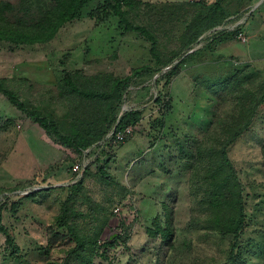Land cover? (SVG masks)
Segmentation results:
<instances>
[{"label": "rangeland", "instance_id": "obj_1", "mask_svg": "<svg viewBox=\"0 0 264 264\" xmlns=\"http://www.w3.org/2000/svg\"><path fill=\"white\" fill-rule=\"evenodd\" d=\"M52 1L0 3L18 24L37 21ZM253 1L132 0L128 17L155 39L162 64L150 40L101 11L104 0H90L46 43L0 41V79L16 81L62 133L91 127L98 136L77 154L0 94V226L11 240L0 232V264H264V66L250 61L264 59V39L250 40L251 30L247 44L238 38L260 21ZM195 55L200 65L188 69ZM142 67L150 69L128 87L110 88ZM66 73L76 87L109 96L69 94ZM126 113L139 117L123 120L132 134L120 143L113 134ZM47 139L60 147L55 162L45 160ZM222 149L244 203L235 238L205 205L219 193ZM63 213L69 228L59 226Z\"/></svg>", "mask_w": 264, "mask_h": 264}, {"label": "trees", "instance_id": "obj_2", "mask_svg": "<svg viewBox=\"0 0 264 264\" xmlns=\"http://www.w3.org/2000/svg\"><path fill=\"white\" fill-rule=\"evenodd\" d=\"M90 0H53V5L50 10L45 12L35 22L29 23H10L5 19L4 13L8 10V5L0 3V41H5L11 44L17 45H34L43 44L50 41L59 28L64 24L71 22L79 17L80 12L86 6ZM105 4L101 7V11L105 13H111L119 21V26L125 32L138 33L144 38H147L152 42L151 56L156 60V63L162 64L156 50L155 39L151 34L142 26L135 25L130 21L128 15L129 12L134 9L132 0H104ZM216 10L223 16L222 8L219 4L215 5ZM149 67H142L135 69L131 72L130 76L123 80H114L110 83V88H126L130 85L133 78H140L148 72ZM63 89L69 94H79L88 98H101L106 99L109 95L101 88L93 89H81L75 86L72 77L66 73L63 79ZM18 85L16 81L12 79H0V94L8 99V101L21 113L25 114L35 124H37L46 135L56 140V142L64 148L72 149L75 153L79 154L86 150L94 139L98 136L92 131L91 127H87L83 133H74L67 135L62 133L58 122L50 117L44 116L40 109L33 106L30 101L23 99L18 89L14 87ZM264 97L259 102L262 103ZM69 102V100H67ZM255 111L249 115L245 124L236 129L233 138L240 136L245 131L253 119ZM139 117L138 113H126L116 131L126 128L128 125L123 124V120L128 119L130 124H134ZM213 154V151H212ZM217 167L213 171V175L217 178V182L220 184L219 193L213 194L212 198L205 202L207 210L211 212L213 220H215L221 232L232 235L234 238L239 235L244 227V203L241 197V189L235 182L234 175L232 173L231 163L228 160L225 149L221 150L217 155L216 161ZM225 195L226 199L221 200V197ZM226 208V209H225ZM229 208V209H227ZM223 214L220 216V213ZM61 227H68L64 213L61 216ZM0 232L7 236L8 244H11V240L8 237L7 231L0 226ZM164 238H169L170 232L168 229L161 231ZM235 248V245L233 246Z\"/></svg>", "mask_w": 264, "mask_h": 264}, {"label": "crops", "instance_id": "obj_3", "mask_svg": "<svg viewBox=\"0 0 264 264\" xmlns=\"http://www.w3.org/2000/svg\"><path fill=\"white\" fill-rule=\"evenodd\" d=\"M253 2H255V0L253 1ZM253 5H254V3H253ZM264 6V0H257L256 1V7H255V10H254V17L258 20V18H260V21H258V23L257 24H248L247 26H246V28H245V37H246V39H245V41H242V42H240L241 44H247L248 42H249V38L247 37V32L249 31V30H251L252 31V33H253V37H250V40L251 39H259V40H262V39H264V16H259L258 17V13L260 14V12H258L257 13V11L261 8V7H263ZM253 17V19H255ZM222 42H224L225 41V39H223V40H221ZM204 54L206 55V51L204 52ZM236 56H238V55H236ZM197 56L195 55L194 57H193V59L192 60H190V62H192L191 64V66H189V68L188 69H195L197 66H199L200 64L199 63H193V61H195L197 58H196ZM199 57V56H198ZM241 60H243L244 62H249L248 60H246V59H244L242 56H238ZM264 61V59H256V60H250L251 61V63H258V64H262V66H264V62H261V61ZM260 64V65H261ZM47 140H49L50 141V139H47ZM51 142V146H49V148H48V150H47V153L48 152H50V155H49V157H46L45 158V160H47V162L49 161V160H51L52 162H55V161H57V160H59L60 159V152L58 151L59 149H60V147L58 146V145H56V144H54L52 141H50ZM59 148V149H58ZM35 152H33L32 154H33V156H34V158L36 159V160H38V157H39V155H38V152H37V154L35 155L34 154Z\"/></svg>", "mask_w": 264, "mask_h": 264}, {"label": "built area", "instance_id": "obj_4", "mask_svg": "<svg viewBox=\"0 0 264 264\" xmlns=\"http://www.w3.org/2000/svg\"><path fill=\"white\" fill-rule=\"evenodd\" d=\"M238 38L241 39V40H245V37L239 33L238 34ZM132 134V129L126 127L122 130H119V131H116L114 132V139L117 141V142H123L127 137L128 135H131ZM79 170V167L78 166H75L73 172H78Z\"/></svg>", "mask_w": 264, "mask_h": 264}]
</instances>
